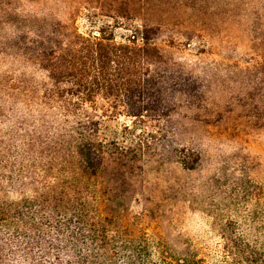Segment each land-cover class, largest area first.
Here are the masks:
<instances>
[{
  "label": "trees",
  "instance_id": "obj_1",
  "mask_svg": "<svg viewBox=\"0 0 264 264\" xmlns=\"http://www.w3.org/2000/svg\"><path fill=\"white\" fill-rule=\"evenodd\" d=\"M181 1L189 0H96L91 9L139 16L126 44L103 31L81 35L65 23L0 42L10 63L30 71L0 79V128L8 137L0 152L13 150L10 160L0 155V264H72L67 255H52L50 242L59 238H71L70 256L79 264H264V203L239 221L215 224L217 241L204 249L180 237H131L126 225L115 229L125 234L119 240L100 235L111 222L123 224L132 199L128 183L155 155L146 125L170 113L161 97L169 83L161 70L165 50L151 37L160 26L146 25L141 16L165 23ZM187 3L202 9L196 0ZM121 117L130 124L110 131L107 124ZM54 217L58 228L68 231L67 224L72 231L62 238L39 235L42 221Z\"/></svg>",
  "mask_w": 264,
  "mask_h": 264
},
{
  "label": "rangeland",
  "instance_id": "obj_2",
  "mask_svg": "<svg viewBox=\"0 0 264 264\" xmlns=\"http://www.w3.org/2000/svg\"><path fill=\"white\" fill-rule=\"evenodd\" d=\"M196 1L201 11L181 1L179 8L167 12L165 23L140 15L146 25L160 26L151 37L165 50L167 61L161 70L169 83L161 97L170 113L153 127L146 125L145 138L155 155L128 183L132 199L123 224L111 222L113 228L107 225L100 233L114 241L125 235L115 229L126 225L131 237H180L204 249L217 241L215 224L239 221L247 210L264 203V0ZM90 7H98L96 0H0V42L13 40L16 32H47L65 23L81 35L103 31L126 44L133 27L141 24L138 15L122 19L115 9ZM9 56L0 52V79L29 76L27 67L10 63ZM41 81L38 76L35 83ZM129 124L121 117L107 126L115 131ZM0 129L1 148L8 137ZM11 148L5 147L1 157L12 159ZM179 161L193 169H183ZM105 205L108 212L110 204ZM59 220H43L38 234L62 238L72 231L67 224L68 231L58 228ZM138 229L142 232L136 233ZM70 242L71 238L51 241L52 255H67L72 264H79L75 255L70 256L69 246L75 245Z\"/></svg>",
  "mask_w": 264,
  "mask_h": 264
}]
</instances>
